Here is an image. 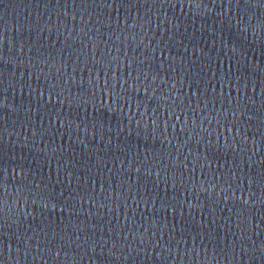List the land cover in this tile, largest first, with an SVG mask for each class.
<instances>
[{
    "label": "water",
    "instance_id": "water-1",
    "mask_svg": "<svg viewBox=\"0 0 264 264\" xmlns=\"http://www.w3.org/2000/svg\"><path fill=\"white\" fill-rule=\"evenodd\" d=\"M0 264H264V0H0Z\"/></svg>",
    "mask_w": 264,
    "mask_h": 264
},
{
    "label": "snow or ice",
    "instance_id": "snow-or-ice-1",
    "mask_svg": "<svg viewBox=\"0 0 264 264\" xmlns=\"http://www.w3.org/2000/svg\"><path fill=\"white\" fill-rule=\"evenodd\" d=\"M178 119V118H177Z\"/></svg>",
    "mask_w": 264,
    "mask_h": 264
}]
</instances>
